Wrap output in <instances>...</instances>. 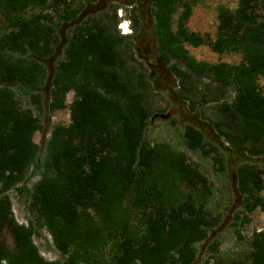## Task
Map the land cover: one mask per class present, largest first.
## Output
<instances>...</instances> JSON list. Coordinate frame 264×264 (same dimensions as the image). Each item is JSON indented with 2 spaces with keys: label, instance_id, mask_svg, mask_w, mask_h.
I'll list each match as a JSON object with an SVG mask.
<instances>
[{
  "label": "trees",
  "instance_id": "16d2710c",
  "mask_svg": "<svg viewBox=\"0 0 264 264\" xmlns=\"http://www.w3.org/2000/svg\"><path fill=\"white\" fill-rule=\"evenodd\" d=\"M199 1L150 0L158 57L164 64L174 61L179 76L187 72L194 82L208 78L222 93H232L224 104L223 136L233 150L262 154L264 148L253 142H264V0L218 8L216 38L208 42L216 53L240 54L237 64L202 62L190 54L188 45L200 46L208 38L188 28ZM56 3L0 0L8 21L0 31V264H192L196 244L217 223L207 209L212 190L185 153L149 141L146 83L134 82L124 65L123 41L131 35L116 33L105 20L72 31L65 58L51 76L47 104L50 112L68 107L71 123L53 127L45 158L40 157L34 139L40 120L18 95L44 111L43 61L58 42L48 11ZM70 91L74 98L67 106ZM184 136L192 150L210 145L193 124ZM248 157L236 177L249 214L264 211V171L256 169L253 154ZM30 171V179H39L28 187ZM14 188L27 193L34 214L28 226L15 218L9 194ZM42 229L63 260L41 254L35 237ZM251 246L245 259L207 264H264V229L254 234Z\"/></svg>",
  "mask_w": 264,
  "mask_h": 264
},
{
  "label": "rangeland",
  "instance_id": "374dc122",
  "mask_svg": "<svg viewBox=\"0 0 264 264\" xmlns=\"http://www.w3.org/2000/svg\"><path fill=\"white\" fill-rule=\"evenodd\" d=\"M238 0H200L194 7L188 20L190 31L207 37V42L194 47L187 46L190 54L202 62H227L237 64L241 55L236 53L219 54L213 51L208 40L216 38L219 24L218 8L225 6L235 9ZM117 10V12H115ZM57 26L58 42L53 53L44 59L47 70L46 84L43 93L44 111L34 104L33 100L18 95L22 106L34 110L40 120V129L35 133V142L39 144V155L45 158L47 141L55 125H69L71 114L68 107L50 112L47 104L50 98V80L58 63L65 58V48L72 31L79 25L93 24L102 21L110 22L120 35H131L124 39V65L126 73L134 82L144 80L142 85L145 100L150 107L151 116L147 137L152 144L164 143L173 149L187 155L208 178L211 194L207 209L217 220L210 230L206 240L196 244V258L192 264H207L208 261L229 262L247 258L251 251V240L256 232L264 229V211L260 208L251 213L243 210V197L237 185L236 170L248 155L253 154L258 170L264 171V153L256 154L248 149L244 154L233 150L226 142L221 126L226 121L224 104L230 101L232 93H222L217 83L211 79L194 82L189 74L182 77L176 73L174 61L164 64L158 57L153 32V18L150 12V0H57L53 9L48 11ZM264 13V7L261 8ZM63 17V19H62ZM50 21V22H51ZM7 17L0 12V31L5 28ZM123 24L120 27V24ZM128 33H125V32ZM186 71V67L178 65ZM264 84V78H260ZM74 98V91L67 93L66 105ZM193 124L203 130L210 145L204 150H192L188 147L184 132L187 125ZM221 129H215L213 127ZM214 128V129H213ZM253 145L264 148V142H253ZM250 148V145L248 144ZM223 152L225 154H223ZM264 152V151H262ZM31 171L28 174V178ZM39 176L29 178L27 185L31 187ZM264 179V173H263ZM20 186V185H19ZM16 219L34 216L29 213L27 193H21L17 188L9 192ZM264 195V190L262 192ZM35 241L41 254L50 260H63L55 248L49 233L42 229ZM4 239L8 245L13 239L5 231Z\"/></svg>",
  "mask_w": 264,
  "mask_h": 264
},
{
  "label": "built area",
  "instance_id": "2783aa9c",
  "mask_svg": "<svg viewBox=\"0 0 264 264\" xmlns=\"http://www.w3.org/2000/svg\"><path fill=\"white\" fill-rule=\"evenodd\" d=\"M123 24L121 23L120 24V27L122 26ZM125 33H128L127 31L125 32ZM72 102V101H71ZM71 102H70V104H71ZM20 224H22V225H25V226H28V219H26L25 217H22L21 219H16ZM49 237L52 239V237H51V235L49 234ZM53 241V240H52ZM48 260H50V259H48ZM50 261H54L53 259L52 260H50Z\"/></svg>",
  "mask_w": 264,
  "mask_h": 264
}]
</instances>
